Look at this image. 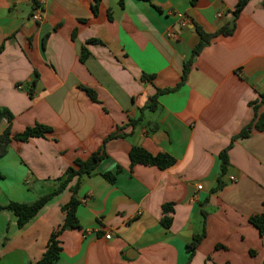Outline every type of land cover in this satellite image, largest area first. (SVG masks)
I'll return each instance as SVG.
<instances>
[{"label":"crops","instance_id":"1","mask_svg":"<svg viewBox=\"0 0 264 264\" xmlns=\"http://www.w3.org/2000/svg\"><path fill=\"white\" fill-rule=\"evenodd\" d=\"M236 1L98 0L93 14V0H42L34 22L33 0H0V108L12 115L0 156V206L49 193L73 160H85L109 134L118 136L103 144L94 173L80 179L78 229L61 231L54 264H184L201 213L204 237L188 264H264V233L248 222L264 216V129L231 144L222 185L212 192L219 152L252 119L264 92L260 0L247 2L230 35L212 38L199 52L177 90L156 95L178 84L198 41L195 28L210 34L227 25ZM34 124L51 132L11 139ZM5 126L0 121V135ZM132 146L174 164L130 167ZM74 183L19 229L13 214L0 210V264L40 258L63 224L60 208ZM164 205L172 209L168 228L160 224Z\"/></svg>","mask_w":264,"mask_h":264},{"label":"trees","instance_id":"2","mask_svg":"<svg viewBox=\"0 0 264 264\" xmlns=\"http://www.w3.org/2000/svg\"><path fill=\"white\" fill-rule=\"evenodd\" d=\"M148 1V0H142ZM250 0H237L232 11L230 12L231 20L230 22L215 31L214 33H204L199 28H195V33L198 36V41L196 45L191 49L190 55L188 59L182 64L181 74L179 77L178 84L172 89H163L156 91V95L165 94L169 92H173L177 90L185 81L188 72L190 70V66L193 60L197 57L199 52L206 46L210 44L212 38L221 35L228 36L234 30V22L238 15V13L242 10V8L249 2ZM194 0H191L190 3H193ZM98 5V0H93V4L91 5V11L93 14L96 13ZM260 5L264 9V0H260ZM33 6L36 7V1L33 0ZM45 37L42 39V46L45 40ZM95 41H88L87 43H93ZM87 55L85 48L81 47L80 49V57L79 60H83V58ZM37 78V74H32L31 83H29L27 87V95L30 97L33 89V84L35 83V79ZM141 80L150 81L151 76L141 75ZM88 98L92 102H96L94 93L89 89H84ZM153 99H151L152 101ZM264 106V92L259 95L258 104L253 106L252 119L241 129L238 133L230 138V143L228 146L219 152L218 160H219V168H218V179L216 180V185L212 192L218 190L222 183L220 179L224 176L227 167L229 166L227 151L230 148L231 144L236 140L245 139L249 136L252 131L261 132L264 129V109L259 111V108ZM5 119L6 126L3 129L0 135V156L5 152L6 145L9 142V133H8V125L12 119V115L4 108H0V120ZM51 132V129L40 125L34 124L31 127H26L22 132L11 136V139L16 141L24 142L29 138L43 137L45 134ZM118 136L115 133L109 134L102 142L101 147L94 153L90 154L85 160L75 159L72 162V166L67 167L63 174L54 180V188L47 194L38 197L31 203H14L10 202L5 206H0V210L10 211L15 217L16 227L19 229L24 224H26L30 219H32L36 213L54 196L58 195L62 192L68 185V183L75 179V183L73 186L69 187L70 198L68 202L63 205L60 210L64 214L63 224L60 228L52 231L47 239L45 244V248L40 258L33 264H54L58 259L60 253L59 246V234L64 230L65 227H69L70 229H78V224L75 218V209L78 205V202L75 198V193L79 185V181L82 177L89 176L94 173L95 168L98 162L104 158L105 154L103 151V144L111 139L117 138ZM128 159L130 163V167L139 164L144 166H154L159 170L166 169L174 164V160L167 155L157 154L150 155L139 147L132 146L128 151ZM102 177L106 179L108 182H113L114 177L111 174H103ZM162 217L160 219V224L164 228H168L171 223L170 214L172 209L169 205H164L161 208ZM202 216V225L201 229L198 233L192 235L189 242L186 244L185 249L187 253V259L184 264H188L194 254V251L200 241L204 237V220L205 214L201 213ZM248 222L257 229L258 234L262 235L264 233V216H254L248 219Z\"/></svg>","mask_w":264,"mask_h":264},{"label":"built area","instance_id":"3","mask_svg":"<svg viewBox=\"0 0 264 264\" xmlns=\"http://www.w3.org/2000/svg\"><path fill=\"white\" fill-rule=\"evenodd\" d=\"M41 3H42V0H40L39 2H37V6L33 8V12H32V14L30 16V19L32 21H34V22H38V21L41 20V12H42V10H41ZM0 121L4 125H6L5 119L2 118ZM229 181L232 182L233 181V178L230 177L229 178ZM196 190H200V186H197L196 187ZM104 239H106V240L109 239V235L108 234L107 235H104Z\"/></svg>","mask_w":264,"mask_h":264},{"label":"water","instance_id":"4","mask_svg":"<svg viewBox=\"0 0 264 264\" xmlns=\"http://www.w3.org/2000/svg\"><path fill=\"white\" fill-rule=\"evenodd\" d=\"M66 229H69V227H67Z\"/></svg>","mask_w":264,"mask_h":264}]
</instances>
